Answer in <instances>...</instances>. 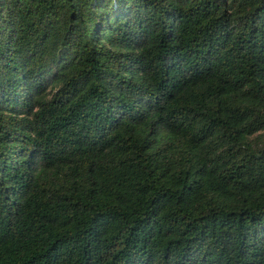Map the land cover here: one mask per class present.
I'll list each match as a JSON object with an SVG mask.
<instances>
[{
    "label": "trees",
    "instance_id": "16d2710c",
    "mask_svg": "<svg viewBox=\"0 0 264 264\" xmlns=\"http://www.w3.org/2000/svg\"><path fill=\"white\" fill-rule=\"evenodd\" d=\"M0 264H264V0H0Z\"/></svg>",
    "mask_w": 264,
    "mask_h": 264
}]
</instances>
